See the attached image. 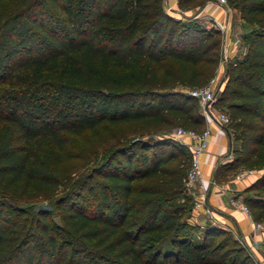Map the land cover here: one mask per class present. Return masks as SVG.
Segmentation results:
<instances>
[{"label":"trees","instance_id":"obj_1","mask_svg":"<svg viewBox=\"0 0 264 264\" xmlns=\"http://www.w3.org/2000/svg\"><path fill=\"white\" fill-rule=\"evenodd\" d=\"M228 1L253 28L216 97L239 144L215 181L264 158V0ZM221 42L217 28L176 18L161 0H0V192L60 194L62 221L0 201V264H256L231 230L188 220L191 150L126 133L203 130L187 91L213 75ZM105 138L116 147L75 176L81 149ZM248 190L258 196L243 201L264 222V172Z\"/></svg>","mask_w":264,"mask_h":264},{"label":"rangeland","instance_id":"obj_2","mask_svg":"<svg viewBox=\"0 0 264 264\" xmlns=\"http://www.w3.org/2000/svg\"><path fill=\"white\" fill-rule=\"evenodd\" d=\"M167 0H161V4L162 7L165 11V2ZM217 2L219 3V0H196L189 8L187 9H180L177 5V9L178 12L181 10H183V12H180L179 15L173 13L170 14L176 18H180L182 20L188 21L191 18H196L198 20V22L204 26L207 29H214V26H212V22L208 19V14H206V17H199V15H201L203 9L205 7H207V5ZM225 8H230L231 10V38L233 39L235 37L236 34L241 36V53L245 52V44L242 41V35L244 36L245 33H247L250 29L253 28V26H249L244 24V22L242 21V19L240 18L239 12L237 8H234L228 0H225ZM167 12V11H165ZM168 13V12H167ZM219 54L220 57L217 59L218 62L216 64L215 67V72L213 73L212 76L209 77V79L203 84L206 85L210 82V80L214 77L216 78V80L221 81L225 78V74L224 72H219V66L222 64L224 65V68L226 70V66L228 64V62L222 61V56H221V49L219 50ZM223 78V79H222ZM174 89H180V87H175ZM218 92V91H217ZM216 97H219V92L216 94ZM195 104L197 105V107L199 108V110L202 109V105L201 103H199L198 101L195 100ZM214 108L216 111L218 112H224L227 113L226 111V107H225V103L222 102H218L216 101L214 104ZM177 127H182L181 125H174L172 127L169 128H164V129H151V130H145L143 132H126L128 133V137L131 138H138V139H142V140H146V141H155V140H160V139H165V138H171L175 141L176 140L173 136L172 133L173 131L177 128ZM231 134H232V151L233 154L232 156H235V149L238 147V140H237V136H238V132H235L233 130V128L231 126H229ZM111 133H113L111 131ZM115 134V133H114ZM115 137H118V134H115ZM106 139V138H105ZM106 141H109L108 145H104L102 147H91L89 149L86 150H82L80 151V157L77 158L76 160H74V171H75V176L80 175L84 172H86L91 166L95 165L94 163L98 161V159H100L99 157H101V155L105 152H109L111 149V147H116L117 144H114L113 141H111V139H106ZM105 141V142H106ZM181 143V142H180ZM182 145H184L183 143H181ZM185 151V150H184ZM186 152V151H185ZM221 162H219L218 164H220ZM264 172V158L259 159L258 162L254 165H252L251 167H242V168H238L235 171H229L227 172L224 177H222L218 182L219 184H223V183H229L230 180L237 178L239 176H242L243 178H255L260 176L262 173ZM251 185V184H250ZM249 186L245 187L243 190H241V192L238 193L239 196L242 197V199H244V197L246 196H251V197H255L258 196L256 193L253 192V190H248ZM188 188V187H187ZM197 188V187H196ZM195 187L192 188H188V193L190 195H192L193 197V205H192V211H191V215L188 217V220L193 222V223H198L200 222V226H205L207 224H211V225H216L218 227H222L217 225L218 223L216 222L215 218H211L209 217L207 214H196L195 213V200L196 197H198L200 195V193L198 192V189H196ZM60 194H58V196L54 197L52 200H44L41 198H31V199H27V200H14L11 199L8 195H6L5 193L0 192V201H10L12 204H14L17 207H21L23 209H33V210H38V209H48L49 210V216L50 218H52L54 220V218L58 217L60 219L58 210L55 208V203H56V199L59 197ZM263 195V193L261 194ZM208 204V203H207ZM210 207V206H209ZM201 215V216H200ZM196 216V219H195ZM214 216V215H213ZM61 221V219H60ZM62 223V221H61ZM264 224V222H262ZM225 228V227H222ZM227 229V228H225ZM196 237L200 238L202 236V231L201 232H197ZM237 239L241 242V244H245V242L243 241V239L238 238ZM258 241H264V230H263V238H260ZM250 247H248V250ZM259 254L257 253H253L254 254V258L255 259H259L260 257L264 258V246L261 247L260 249H258Z\"/></svg>","mask_w":264,"mask_h":264},{"label":"crops","instance_id":"obj_3","mask_svg":"<svg viewBox=\"0 0 264 264\" xmlns=\"http://www.w3.org/2000/svg\"><path fill=\"white\" fill-rule=\"evenodd\" d=\"M170 1L176 8L177 1ZM201 14H208L214 19L221 21L225 16V7L221 3L214 2L207 5ZM225 71L224 65L221 64L219 66V72H224L225 74ZM200 113L205 118L202 109L200 110ZM205 122L206 125L210 126L211 130L207 150L200 157L201 170L206 190V203H208V205L211 207L214 215L213 218H215L216 222L218 223L217 225L231 230L236 238L238 237L243 239L245 242L243 245H245L247 248L250 247V253L254 256L253 253L259 254L258 249L264 246V241H258L260 238H263V233L253 227V220L248 218L239 207L233 205L230 201V197L239 196L238 193L241 192V190H243L245 187L249 186L257 177H251L249 180V178L245 179L242 176H239L230 180L229 183L223 184H219L218 181L214 180L213 173L216 165H218L219 162L227 163L234 160V156H232V134L227 126L219 125L214 121H208L206 118ZM212 179L219 186H222L223 190H220L219 186L217 185L210 184L209 182ZM196 189H198L200 194L203 192V189H200V187ZM256 260L259 261L260 264H264L263 257H260Z\"/></svg>","mask_w":264,"mask_h":264},{"label":"built area","instance_id":"obj_4","mask_svg":"<svg viewBox=\"0 0 264 264\" xmlns=\"http://www.w3.org/2000/svg\"><path fill=\"white\" fill-rule=\"evenodd\" d=\"M178 1V0H176ZM219 3L225 5V0H219ZM170 0L165 2V11L169 14H177L179 15L180 12L176 10ZM206 17V14H201L199 17ZM208 19L212 22V26L217 28L221 32L222 42H221V56L222 61L229 62L234 59L236 56L241 55V36L236 34L235 37L231 38V10L230 8H225V16L224 19L218 21L208 15ZM231 45V48H230ZM223 80L219 81L216 78H212L210 82L206 85L194 87L188 89V94L192 97H195L199 103L202 105V111L205 115V118L208 121H214L219 125L226 126L230 119L227 113L218 112L214 108V103L216 101V94L218 89L220 88ZM210 126L205 125L204 129L201 131H196L190 128L184 127H177L172 136L178 140L179 142L183 143L187 148L191 150L192 153V160L190 167L187 172L186 177V185L188 188L192 187H200L203 189V192L196 197L195 200V213L200 214L204 213L207 214L209 217L213 218V211L211 207L206 203L205 198V186H204V179L201 170V159L200 157L206 152L209 138H210ZM210 184L219 186L213 179L209 182ZM220 190H223L222 186H219ZM230 201L236 207H239L248 218L252 219L251 212L248 206L244 203L241 196L237 197H230ZM253 220V219H252ZM253 227L256 230H259L263 233L264 224L262 222H257L253 220ZM256 264H260L259 261L255 259Z\"/></svg>","mask_w":264,"mask_h":264},{"label":"water","instance_id":"obj_5","mask_svg":"<svg viewBox=\"0 0 264 264\" xmlns=\"http://www.w3.org/2000/svg\"><path fill=\"white\" fill-rule=\"evenodd\" d=\"M54 221L59 225L62 226V223L58 217L54 218Z\"/></svg>","mask_w":264,"mask_h":264}]
</instances>
